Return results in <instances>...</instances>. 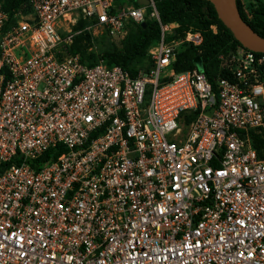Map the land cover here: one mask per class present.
Segmentation results:
<instances>
[{
    "label": "built area",
    "instance_id": "2783aa9c",
    "mask_svg": "<svg viewBox=\"0 0 264 264\" xmlns=\"http://www.w3.org/2000/svg\"><path fill=\"white\" fill-rule=\"evenodd\" d=\"M27 6L0 1V264H264V52L217 55L211 83L174 70L202 37L154 0ZM152 22L133 75L69 53Z\"/></svg>",
    "mask_w": 264,
    "mask_h": 264
},
{
    "label": "trees",
    "instance_id": "16d2710c",
    "mask_svg": "<svg viewBox=\"0 0 264 264\" xmlns=\"http://www.w3.org/2000/svg\"><path fill=\"white\" fill-rule=\"evenodd\" d=\"M1 9L7 17V23L13 22V16L21 11L27 13L28 0H0ZM236 8L241 19L260 37H264V2L259 3L253 10V19L259 22L257 28L246 20L241 12L239 1L235 0ZM154 5L162 24L176 23V33L181 35L189 28L198 31L202 37V43L198 48L182 45L179 48L177 61L174 65L176 72L193 68L196 59H200L201 71L206 78L213 83L219 53L232 51L240 46L232 37L231 33L218 20L213 7L204 0H154ZM263 22V24L261 23ZM215 26V32L210 30V26ZM81 23L77 24L80 27ZM159 36V30L156 23H147L145 28L130 29L126 38L120 43V49L114 52H108L103 56L97 51H93L89 37L85 33L77 34L72 44L69 46V53L77 55L79 61L87 66L94 65L99 59L107 66H119L129 74L133 75L137 69L143 67L146 63V50ZM102 38L100 41H105ZM112 43H108L111 47ZM131 64L137 67L131 68ZM252 144L257 149L258 157L264 156L260 149L264 150V138L256 135L252 139ZM60 151L49 150L40 161L55 159Z\"/></svg>",
    "mask_w": 264,
    "mask_h": 264
},
{
    "label": "water",
    "instance_id": "95a60500",
    "mask_svg": "<svg viewBox=\"0 0 264 264\" xmlns=\"http://www.w3.org/2000/svg\"><path fill=\"white\" fill-rule=\"evenodd\" d=\"M211 4L222 23L229 30L233 39L243 48L253 52H264V37L257 35L240 17L235 0H204ZM145 23L140 28H145ZM197 69L201 68L200 59L194 61Z\"/></svg>",
    "mask_w": 264,
    "mask_h": 264
},
{
    "label": "rangeland",
    "instance_id": "374dc122",
    "mask_svg": "<svg viewBox=\"0 0 264 264\" xmlns=\"http://www.w3.org/2000/svg\"><path fill=\"white\" fill-rule=\"evenodd\" d=\"M238 1H239L241 12L246 18V20L249 21L254 26H256L257 28H259L260 27L259 22L253 19V10L256 8V6L259 3H263L264 0H238ZM261 23L263 24V22ZM100 40L96 42L97 44L93 48V51H97L100 54V56H103L104 54H107L108 52L111 53V52H114L120 49V44L116 45L115 42L113 41H108V40L100 41ZM108 43H112L111 47L108 46ZM230 52L231 51H225V52L219 53L218 55L227 56V54H229ZM134 67H137V65L131 64V68H134Z\"/></svg>",
    "mask_w": 264,
    "mask_h": 264
}]
</instances>
